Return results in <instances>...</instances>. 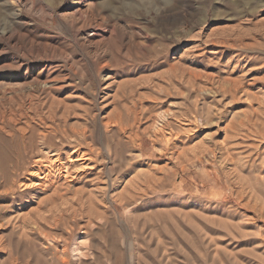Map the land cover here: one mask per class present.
<instances>
[{"label":"rangeland","instance_id":"374dc122","mask_svg":"<svg viewBox=\"0 0 264 264\" xmlns=\"http://www.w3.org/2000/svg\"><path fill=\"white\" fill-rule=\"evenodd\" d=\"M0 264H264V0H0Z\"/></svg>","mask_w":264,"mask_h":264},{"label":"bare ground","instance_id":"6f19581e","mask_svg":"<svg viewBox=\"0 0 264 264\" xmlns=\"http://www.w3.org/2000/svg\"><path fill=\"white\" fill-rule=\"evenodd\" d=\"M237 81L235 80L233 83L235 85V86L233 85L235 87V90L239 88L237 86L239 84V83L237 84ZM116 124H118V122ZM25 138L26 137L24 136L23 140H26ZM59 139L60 140H58L59 141L58 143L59 145H61L60 147L55 144L53 145L49 144L48 146L46 145L45 147L42 148V150H38L41 151L42 153L39 152L36 154V156L35 155L32 156L33 154L31 153L29 159H26V156L28 155L27 151H25L24 154H21V149H20V155H18V157L15 158L14 160L15 162L13 163L12 170L13 172L16 173L21 171H24L26 173L29 172L28 182L23 185L26 189L34 188L37 186L42 187L44 183L43 180H46V178H50V177H55L56 180L60 179L59 180L60 183L63 180L64 182L69 181L70 178H73L71 171L74 168V166H76L78 169H81L83 171L92 168L91 162L94 157V151L93 149H91V146L89 144L87 145L88 146L87 148L84 147L83 143L86 141L85 134L78 135L76 137L70 136L71 139L70 143L72 144L70 145L71 147H69V150L67 151L64 149V140L69 138L62 136ZM29 144L28 146L30 147L31 144L30 145Z\"/></svg>","mask_w":264,"mask_h":264}]
</instances>
